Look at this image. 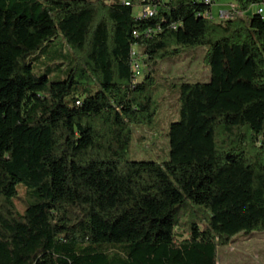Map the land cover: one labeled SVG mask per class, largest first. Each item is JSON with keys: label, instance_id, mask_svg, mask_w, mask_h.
<instances>
[{"label": "trees", "instance_id": "obj_1", "mask_svg": "<svg viewBox=\"0 0 264 264\" xmlns=\"http://www.w3.org/2000/svg\"><path fill=\"white\" fill-rule=\"evenodd\" d=\"M258 2L214 21L198 0H0V264H218L264 231V20L244 14ZM57 45L68 69L50 83L32 65ZM200 47L209 80L170 85L169 160L127 161L160 65Z\"/></svg>", "mask_w": 264, "mask_h": 264}, {"label": "rangeland", "instance_id": "obj_2", "mask_svg": "<svg viewBox=\"0 0 264 264\" xmlns=\"http://www.w3.org/2000/svg\"><path fill=\"white\" fill-rule=\"evenodd\" d=\"M231 5H235V0H214L211 7L214 21L219 19V14L227 12ZM256 9L257 6L254 5L249 15L254 14ZM133 14L139 16L140 8H135ZM66 51H68L66 45L49 47L43 56L33 62V73L36 76L45 75L50 83L63 81L68 63L61 54L64 55ZM51 53L56 55L52 57ZM204 54L205 49L202 47L185 50L184 54L175 61L163 62L160 65L156 75L158 88L154 96L160 107L154 119V126L151 129L139 127L134 130L125 155L127 161L162 164L169 160V127L178 121V93L170 89V85L182 82H207L209 72L203 64ZM178 231L184 232L181 238L176 236ZM175 236L177 242L188 236V225L184 216L178 218ZM249 236H241L218 249V258L223 260V264L224 261L225 264H264V231ZM222 253L226 254L222 256Z\"/></svg>", "mask_w": 264, "mask_h": 264}, {"label": "built area", "instance_id": "obj_3", "mask_svg": "<svg viewBox=\"0 0 264 264\" xmlns=\"http://www.w3.org/2000/svg\"><path fill=\"white\" fill-rule=\"evenodd\" d=\"M213 4H214V0H209V5L212 6ZM125 5L126 6L129 5L128 1H125ZM255 6H257V9L254 13L259 15L260 18L264 20V5L262 4V0H259V2ZM252 7H250L248 11L244 14H249L252 11ZM233 14L239 15V16L243 15L242 13L236 12L235 5H231L227 12L219 14V19L217 21L229 19L233 16ZM153 15H154V10L150 7H143L140 10V16L142 17H152ZM205 15L206 17L213 19V16L211 15V13L205 14ZM149 33L150 32H148V34ZM131 58H132V61H131L132 72L134 73L136 78H139L141 76L142 64H141V61H140V58L138 56L136 49L132 50Z\"/></svg>", "mask_w": 264, "mask_h": 264}, {"label": "crops", "instance_id": "obj_4", "mask_svg": "<svg viewBox=\"0 0 264 264\" xmlns=\"http://www.w3.org/2000/svg\"><path fill=\"white\" fill-rule=\"evenodd\" d=\"M212 12V11H211ZM211 15H212V13H211ZM241 236H237V237H235L232 241H234V240H236V239H238V238H240ZM248 237H250V236H248ZM247 237V238H248ZM188 239H189V235L186 237V238H182V240L179 242V243H187L188 242ZM224 254H226V253H222V256L224 255ZM222 258V257H221ZM220 260V259H219ZM226 263V261H224V264ZM218 264H223V260L221 259L220 260V262L218 263Z\"/></svg>", "mask_w": 264, "mask_h": 264}, {"label": "bare ground", "instance_id": "obj_5", "mask_svg": "<svg viewBox=\"0 0 264 264\" xmlns=\"http://www.w3.org/2000/svg\"><path fill=\"white\" fill-rule=\"evenodd\" d=\"M199 2L205 3V4H209V0H198Z\"/></svg>", "mask_w": 264, "mask_h": 264}]
</instances>
